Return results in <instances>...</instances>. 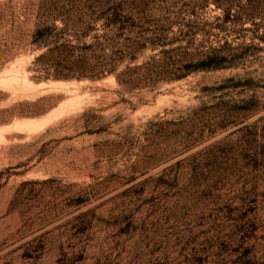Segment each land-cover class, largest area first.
Masks as SVG:
<instances>
[{
    "label": "rangeland",
    "instance_id": "374dc122",
    "mask_svg": "<svg viewBox=\"0 0 264 264\" xmlns=\"http://www.w3.org/2000/svg\"><path fill=\"white\" fill-rule=\"evenodd\" d=\"M52 10L0 0V264H264V53L156 91L36 83ZM216 14L197 10L204 45L251 42L204 27ZM244 74L252 87L216 89Z\"/></svg>",
    "mask_w": 264,
    "mask_h": 264
},
{
    "label": "trees",
    "instance_id": "16d2710c",
    "mask_svg": "<svg viewBox=\"0 0 264 264\" xmlns=\"http://www.w3.org/2000/svg\"><path fill=\"white\" fill-rule=\"evenodd\" d=\"M49 4L52 13L36 27L30 42L37 51L29 67L36 83L114 78L128 91H156L197 73L244 69L253 63L252 57L264 53V0H187L185 10L169 0H49ZM211 5L217 14L204 27L250 31L251 42L240 48L227 40L204 45L213 31L202 29L195 19L198 9ZM220 83L216 89L250 88L253 78L236 75ZM253 98L243 101L248 104ZM260 144L264 153V143Z\"/></svg>",
    "mask_w": 264,
    "mask_h": 264
},
{
    "label": "bare ground",
    "instance_id": "6f19581e",
    "mask_svg": "<svg viewBox=\"0 0 264 264\" xmlns=\"http://www.w3.org/2000/svg\"><path fill=\"white\" fill-rule=\"evenodd\" d=\"M24 128V127H23Z\"/></svg>",
    "mask_w": 264,
    "mask_h": 264
}]
</instances>
